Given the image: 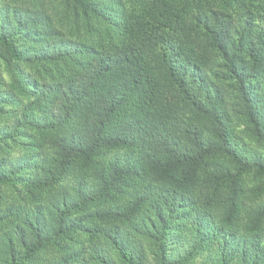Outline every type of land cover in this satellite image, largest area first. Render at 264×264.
<instances>
[{
    "label": "trees",
    "instance_id": "obj_1",
    "mask_svg": "<svg viewBox=\"0 0 264 264\" xmlns=\"http://www.w3.org/2000/svg\"><path fill=\"white\" fill-rule=\"evenodd\" d=\"M0 84V264H264V0H0Z\"/></svg>",
    "mask_w": 264,
    "mask_h": 264
},
{
    "label": "rangeland",
    "instance_id": "obj_2",
    "mask_svg": "<svg viewBox=\"0 0 264 264\" xmlns=\"http://www.w3.org/2000/svg\"><path fill=\"white\" fill-rule=\"evenodd\" d=\"M5 78H6V76H5ZM0 91H2V92H6L5 90H3V86L0 84ZM6 94H4V96H5ZM0 96H1V94H0ZM13 154L15 155V153L13 152ZM57 256V255H56ZM50 257V256H49ZM49 257H46V258H44V260H43V263H47L50 259H51V257L49 258ZM52 257H54V256H52Z\"/></svg>",
    "mask_w": 264,
    "mask_h": 264
}]
</instances>
